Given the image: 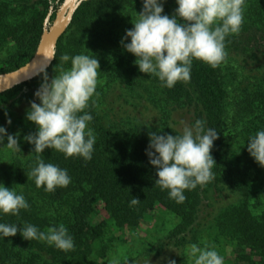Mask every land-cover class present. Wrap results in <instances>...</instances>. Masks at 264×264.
I'll return each instance as SVG.
<instances>
[{
  "label": "trees",
  "instance_id": "trees-1",
  "mask_svg": "<svg viewBox=\"0 0 264 264\" xmlns=\"http://www.w3.org/2000/svg\"><path fill=\"white\" fill-rule=\"evenodd\" d=\"M60 2L0 0V73L31 57L48 7L55 11ZM143 2H82L57 41L51 65L0 93V127L18 137L20 149L7 148L4 137L0 185L22 194L29 204L18 216L0 213V223L20 230L31 224L40 231L63 224L74 242V250L64 252L47 242L25 240L19 230L14 237L0 234V264H101L112 247L105 237L109 223L117 230L134 231L158 209L175 215L178 222L140 254L117 264H187L184 253L191 244L214 248L219 255L227 247L230 264H264L262 193L252 187L264 178V167L247 150L249 138L264 130V0H245L241 30L226 37L227 57L219 66L194 60L190 80L172 88L142 73L137 57L125 49L131 42L124 39L126 31L133 29ZM160 2L162 15H176V0ZM64 54L99 61L95 94L85 109L93 118L87 127L95 143L89 161L55 149L41 153L45 163L67 170L71 178L67 187L48 192L44 186L37 188L29 175L39 154L24 138L35 135L38 127L26 116L31 102L41 103L32 89L44 74L51 81L61 68L70 69L71 59H60ZM197 120L218 135L211 150L214 179L185 190V201L177 203L155 184L157 169L146 154L149 134L180 136ZM133 197L140 203L132 206ZM101 212L106 220H98ZM204 236L209 239L206 245L199 243Z\"/></svg>",
  "mask_w": 264,
  "mask_h": 264
},
{
  "label": "clouds",
  "instance_id": "clouds-1",
  "mask_svg": "<svg viewBox=\"0 0 264 264\" xmlns=\"http://www.w3.org/2000/svg\"><path fill=\"white\" fill-rule=\"evenodd\" d=\"M176 15H162L164 9L160 0H144L143 11L133 29L126 31L124 45L127 52L137 57L136 64L142 73L152 74L162 86L172 88L176 83L190 80L194 60L215 68L226 57L225 39L239 34L243 21L245 0H176ZM123 44L124 41L122 40ZM62 62L71 59L68 70L61 68L60 74L49 81L44 74L43 83L35 93L40 104L31 102L27 120L38 127L35 135L24 139L34 145L37 166L29 173L37 188L42 186L48 192L71 183L67 170L45 163L40 158L45 149H55L66 157L79 156L85 161L92 158L95 136L88 123L93 119L85 112L90 99L95 94L99 75V61L88 55L67 54ZM51 60V59H49ZM81 113H83L81 115ZM11 124V120L8 121ZM87 129V130H86ZM7 136L9 149L20 151L18 137L8 135L0 127V144ZM146 154L150 164L157 169L155 184L168 190L171 199L183 203L185 190H192L214 179L212 168L215 161L211 156L213 142L218 138L214 129L205 130L204 122L197 120L195 127H184L180 136L151 133ZM248 152L264 167V130L258 131L248 141ZM140 203L132 198L130 204ZM29 204L22 194L0 185V213L18 216ZM18 230L25 240L43 241L57 249L68 252L74 250V242L66 227H49L40 231L31 224L22 230L17 225L0 223V234L14 237ZM188 255L194 264H224L223 257L214 248H200L191 244ZM170 264H175L171 261Z\"/></svg>",
  "mask_w": 264,
  "mask_h": 264
},
{
  "label": "rangeland",
  "instance_id": "rangeland-1",
  "mask_svg": "<svg viewBox=\"0 0 264 264\" xmlns=\"http://www.w3.org/2000/svg\"><path fill=\"white\" fill-rule=\"evenodd\" d=\"M42 83L43 81H39V83L33 87L32 92L34 94L39 90ZM114 107L117 110L119 108V104L117 103ZM124 108L128 112L130 111V107L128 105H124ZM252 187L253 190L255 189L256 191H260L262 193V197L259 201L261 204L259 207H264V178L256 182ZM254 202L256 205L257 202ZM103 219L106 220V216L101 212L99 213L98 220ZM177 222L178 217L169 214L164 210L158 209L151 218L143 220L139 227H137L134 231L117 230L111 223H109L106 228L105 237L112 240V247L107 256L100 260L101 264H117L132 259L136 255L140 254L142 250L150 247ZM199 243H203L205 245L208 244V237H202ZM198 247L205 248L200 244ZM188 248L189 246L185 249V259L187 260V264H194L193 260L188 255ZM226 248L227 247L224 248L225 252L220 256L223 257L224 264H230L228 259H230L231 256L227 252Z\"/></svg>",
  "mask_w": 264,
  "mask_h": 264
},
{
  "label": "water",
  "instance_id": "water-1",
  "mask_svg": "<svg viewBox=\"0 0 264 264\" xmlns=\"http://www.w3.org/2000/svg\"><path fill=\"white\" fill-rule=\"evenodd\" d=\"M84 1L86 0H61L55 11L52 5L48 7L33 54L24 64L0 73V93L35 78L51 65L58 39L69 26L76 9Z\"/></svg>",
  "mask_w": 264,
  "mask_h": 264
}]
</instances>
